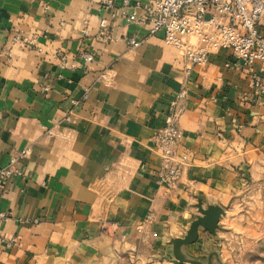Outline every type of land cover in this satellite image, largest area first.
I'll use <instances>...</instances> for the list:
<instances>
[{
    "label": "crops",
    "instance_id": "1",
    "mask_svg": "<svg viewBox=\"0 0 264 264\" xmlns=\"http://www.w3.org/2000/svg\"><path fill=\"white\" fill-rule=\"evenodd\" d=\"M154 1L0 0V166L29 150L25 175L0 191L10 215L0 225V264H194L176 260L172 241L201 215L198 205L228 214L237 190L264 172V95L250 73L221 47L193 66L128 20ZM19 33L35 46L13 44ZM55 52L75 68L60 67ZM252 71L264 79L260 63ZM176 104V151L188 163L167 188L154 134ZM224 218L180 254L220 264Z\"/></svg>",
    "mask_w": 264,
    "mask_h": 264
},
{
    "label": "built area",
    "instance_id": "2",
    "mask_svg": "<svg viewBox=\"0 0 264 264\" xmlns=\"http://www.w3.org/2000/svg\"><path fill=\"white\" fill-rule=\"evenodd\" d=\"M130 2L122 0V5L127 6ZM103 3L112 6L114 0H103ZM141 7L143 14L129 15L128 20L146 26L148 35L161 34L163 42L176 47L193 66L205 64L211 48L231 50L236 63L250 73L254 92L264 95V79L257 71H252L256 63H260L261 70H264V0H155ZM100 27L101 35L108 38L106 19L101 20ZM12 43L35 46L34 40L21 33L13 36ZM140 43L136 37L128 38L132 48ZM52 56L59 61L60 67L75 68L74 64H69L65 54L55 52ZM82 57L91 59L92 54L82 53ZM187 71L189 73L190 69ZM101 75L106 76L105 73ZM183 95L184 91L179 97ZM180 114L181 109L176 104L175 110L165 116L164 125L154 134L155 148L161 157L158 182L167 188L176 185L188 163V155H180L176 151L183 136L179 126ZM66 120L73 121L72 116L68 115ZM28 152L24 149L8 165L0 166V191L12 176L25 175L20 164ZM1 196L0 193V200ZM9 218L8 213L0 210V225ZM7 244L16 246L18 242L11 238Z\"/></svg>",
    "mask_w": 264,
    "mask_h": 264
},
{
    "label": "rangeland",
    "instance_id": "3",
    "mask_svg": "<svg viewBox=\"0 0 264 264\" xmlns=\"http://www.w3.org/2000/svg\"><path fill=\"white\" fill-rule=\"evenodd\" d=\"M227 209L220 263L264 264V172L237 190Z\"/></svg>",
    "mask_w": 264,
    "mask_h": 264
},
{
    "label": "water",
    "instance_id": "4",
    "mask_svg": "<svg viewBox=\"0 0 264 264\" xmlns=\"http://www.w3.org/2000/svg\"><path fill=\"white\" fill-rule=\"evenodd\" d=\"M198 206L201 215L197 216V218L191 223L187 234L182 238H176L172 241L174 245V255L179 262L189 261L194 264L197 263L196 261L181 255L180 246L195 242L198 239L200 229L215 233V231L221 227L219 224L221 217L226 215L224 207L218 204H210L206 208H203L201 204ZM215 256L220 262L217 253Z\"/></svg>",
    "mask_w": 264,
    "mask_h": 264
}]
</instances>
